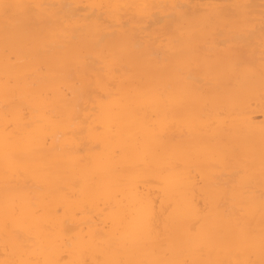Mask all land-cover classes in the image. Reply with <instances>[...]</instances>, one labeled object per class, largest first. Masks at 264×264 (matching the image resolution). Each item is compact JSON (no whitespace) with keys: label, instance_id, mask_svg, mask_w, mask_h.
I'll return each instance as SVG.
<instances>
[{"label":"bare ground","instance_id":"bare-ground-1","mask_svg":"<svg viewBox=\"0 0 264 264\" xmlns=\"http://www.w3.org/2000/svg\"><path fill=\"white\" fill-rule=\"evenodd\" d=\"M0 264H264V0H0Z\"/></svg>","mask_w":264,"mask_h":264}]
</instances>
